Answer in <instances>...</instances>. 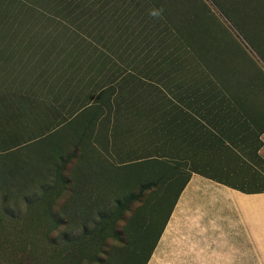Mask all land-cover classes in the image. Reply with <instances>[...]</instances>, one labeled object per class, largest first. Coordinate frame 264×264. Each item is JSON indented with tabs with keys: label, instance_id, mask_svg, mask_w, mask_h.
<instances>
[{
	"label": "trees",
	"instance_id": "obj_1",
	"mask_svg": "<svg viewBox=\"0 0 264 264\" xmlns=\"http://www.w3.org/2000/svg\"><path fill=\"white\" fill-rule=\"evenodd\" d=\"M32 1L48 5L50 19L74 41L65 67L57 60L37 66L24 40L20 54L9 51L13 61L25 60L21 75L28 77L23 87H0V203L9 218L29 200L43 201L53 215V193L67 195L64 203L70 196V223H79L70 226V240L65 230L52 239L61 235L70 245V264H112L111 250L102 259L86 246L96 236L119 237L118 221L139 203L123 234L128 264H147L191 173L243 194L264 193L263 185L225 170L194 167L179 177L182 166L211 150L264 165L260 91L219 68L228 57L190 0ZM233 1L256 22L254 0ZM152 7L164 8L163 19L149 16ZM79 66L86 73L75 77ZM59 71L73 76L70 97L60 96L69 81ZM34 126L38 135L30 139ZM147 193L153 201H143Z\"/></svg>",
	"mask_w": 264,
	"mask_h": 264
},
{
	"label": "rangeland",
	"instance_id": "obj_2",
	"mask_svg": "<svg viewBox=\"0 0 264 264\" xmlns=\"http://www.w3.org/2000/svg\"><path fill=\"white\" fill-rule=\"evenodd\" d=\"M214 1L190 0V7L198 12L212 40L228 57L229 63L220 64L219 68L231 76L232 82L251 84L260 91L257 97L260 102V113L264 116V35L260 30L261 27L264 28V0H254L257 5L256 22L250 19L244 13V8L233 0H216L219 6ZM223 9L227 11V16ZM48 10V5L40 7L32 0H0V87H7L12 81L22 87L27 84L28 77L21 75L22 68H20V64L25 60L13 61L8 55L12 50L21 53L18 51V46L22 40L30 44L29 54L33 53L37 66L47 67L49 63L46 62L52 60H57L61 67L70 65V44L74 39L70 35V29L69 31L62 29L50 19L53 15ZM24 25H33L36 29L27 26L29 29L27 30L24 29ZM26 36H33V41H28ZM21 47L23 48V45ZM23 71L25 73V69ZM85 73L86 67L79 66L75 77L84 76ZM29 75L32 76L33 72ZM58 75H64L69 81L60 96L70 97V87H72L70 78L73 76L61 71ZM14 76L17 78L13 80ZM62 113L65 117L70 116V111ZM37 135L38 131L34 126L30 139ZM260 137L264 141V134ZM204 152L200 158L194 157L198 159L194 165L191 164L188 168L182 166L180 179H184L191 168L197 167L210 174L217 173L218 170L229 171L236 173V178L241 177L244 181L242 183H258L259 186H264V165L257 163L254 158L242 156L239 159L220 150ZM208 163H211V166ZM59 194L55 191L52 195L56 203L51 209L55 219L51 218L54 214L51 215L49 207L43 201L40 204L36 202L29 204L31 202L29 200L21 204L11 218L7 216L0 203V264H70V245H66L63 239L60 240L61 235L56 240L52 237L55 235L58 237L59 230H65L68 234L67 240H70V226L77 225L79 221L72 218L70 223V196L68 202L64 203L67 195L59 196ZM142 198L143 201H153L154 193L144 194ZM261 203L264 201L262 200ZM114 206L111 203L108 208ZM139 207L140 204L135 203L131 210L124 213L123 219L118 221L119 237L103 241L102 237L96 236L92 243L86 246L87 250L90 248L102 259H105L106 254L111 250L112 264H128L130 255L123 229L134 214L139 212ZM142 217L146 222L151 218L149 212ZM139 235L140 232H137L135 237L138 238Z\"/></svg>",
	"mask_w": 264,
	"mask_h": 264
},
{
	"label": "crops",
	"instance_id": "obj_3",
	"mask_svg": "<svg viewBox=\"0 0 264 264\" xmlns=\"http://www.w3.org/2000/svg\"><path fill=\"white\" fill-rule=\"evenodd\" d=\"M262 200L191 173L147 264H264Z\"/></svg>",
	"mask_w": 264,
	"mask_h": 264
},
{
	"label": "clouds",
	"instance_id": "obj_4",
	"mask_svg": "<svg viewBox=\"0 0 264 264\" xmlns=\"http://www.w3.org/2000/svg\"><path fill=\"white\" fill-rule=\"evenodd\" d=\"M148 14L153 19H156V20L163 19L164 8L163 7H159V8L152 7V8L149 9Z\"/></svg>",
	"mask_w": 264,
	"mask_h": 264
}]
</instances>
